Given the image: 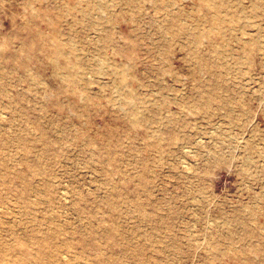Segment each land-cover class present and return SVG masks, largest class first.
Returning <instances> with one entry per match:
<instances>
[{
    "label": "rangeland",
    "instance_id": "obj_1",
    "mask_svg": "<svg viewBox=\"0 0 264 264\" xmlns=\"http://www.w3.org/2000/svg\"><path fill=\"white\" fill-rule=\"evenodd\" d=\"M0 264H264V0H0Z\"/></svg>",
    "mask_w": 264,
    "mask_h": 264
}]
</instances>
